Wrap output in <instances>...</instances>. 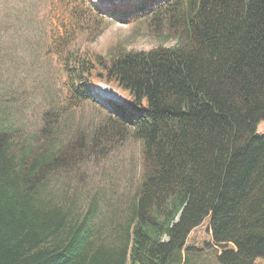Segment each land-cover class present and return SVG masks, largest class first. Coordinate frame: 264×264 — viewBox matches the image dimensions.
<instances>
[{
    "label": "trees",
    "instance_id": "1",
    "mask_svg": "<svg viewBox=\"0 0 264 264\" xmlns=\"http://www.w3.org/2000/svg\"><path fill=\"white\" fill-rule=\"evenodd\" d=\"M88 3L48 1L47 52L66 98L92 100L103 82L127 101L98 96L103 121L61 142L50 109L22 139L0 115V264H198L209 250L214 264H264V0L89 3L97 14ZM109 17L170 43L73 48V25ZM128 130L141 143L140 183L122 220L101 230L90 202L75 204L56 177L106 149L98 135Z\"/></svg>",
    "mask_w": 264,
    "mask_h": 264
},
{
    "label": "rangeland",
    "instance_id": "2",
    "mask_svg": "<svg viewBox=\"0 0 264 264\" xmlns=\"http://www.w3.org/2000/svg\"><path fill=\"white\" fill-rule=\"evenodd\" d=\"M48 1L0 0L1 123L17 128L19 138H30L41 127L42 114L50 109L56 115L58 142L75 132L86 138L107 116L106 107L99 106L98 96L125 102L126 95L97 82L92 88L97 94L94 99L81 102L75 96L66 98L64 73L55 56L47 52ZM87 1L110 5L127 0ZM89 3L88 8L97 14ZM94 14L92 17H99ZM78 22L81 27L73 25L77 29L73 48L79 50L105 54L116 45L126 50H147L158 43H170L165 32H154L143 21L126 23L113 17L101 18L100 28L93 25L92 18ZM256 131L264 134V120ZM97 140L109 145L102 152L97 147L81 162L62 171L56 177V190L75 204L90 202L94 207L93 222L106 230L108 220H122L125 208L134 199L141 178L142 149L131 130L122 137L98 135ZM215 254L213 250L200 254L198 264H214Z\"/></svg>",
    "mask_w": 264,
    "mask_h": 264
}]
</instances>
